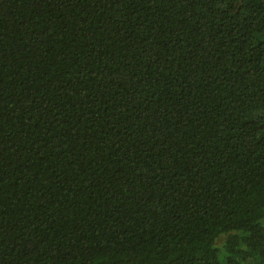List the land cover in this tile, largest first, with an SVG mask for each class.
<instances>
[{
	"label": "trees",
	"instance_id": "1",
	"mask_svg": "<svg viewBox=\"0 0 264 264\" xmlns=\"http://www.w3.org/2000/svg\"><path fill=\"white\" fill-rule=\"evenodd\" d=\"M0 264H264V0H0Z\"/></svg>",
	"mask_w": 264,
	"mask_h": 264
}]
</instances>
